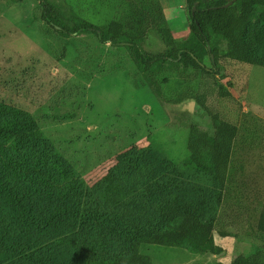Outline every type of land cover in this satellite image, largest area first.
I'll list each match as a JSON object with an SVG mask.
<instances>
[{
	"label": "rangeland",
	"instance_id": "obj_1",
	"mask_svg": "<svg viewBox=\"0 0 264 264\" xmlns=\"http://www.w3.org/2000/svg\"><path fill=\"white\" fill-rule=\"evenodd\" d=\"M68 1L81 14L94 12L92 0ZM160 1L167 20L179 18L168 23L174 37L186 40L191 26L186 0ZM100 16L105 20L112 14L101 11ZM143 47L154 55L166 53L153 31ZM232 52L233 46L223 40L222 74L216 83L233 100L220 98L216 86L207 103L213 113L239 127L228 185L213 213L215 240L225 252L201 255L186 246L142 245L140 252L151 256L154 264H229L238 253L251 255L253 247L261 245L255 237L264 212V69L241 63ZM205 63L211 67L208 58ZM163 76L177 80L170 93H190L181 104L160 97L124 46L103 44L92 33L66 37L51 30L46 35L39 0H0V103L28 113L49 146L36 153L65 165L57 172L60 186L54 192L15 187L14 199L22 202L16 213L34 212L29 215L33 221L14 219V214L5 219L0 226V264H27L25 255L35 251L48 253L60 264H84L88 258L121 252L120 243L101 229L74 224L75 239L56 246L64 233L57 231L60 227L47 229L41 215L56 212L63 202L100 205L106 214L142 221L154 214L158 204L174 199L169 193L174 171L180 175L174 178L178 188L197 192L191 200L219 197L213 177L197 170L187 151L192 129L213 133L212 116L193 98L200 78L192 71L174 77L166 70ZM169 162L175 163L173 168ZM0 178L1 188L4 178ZM207 204L214 208L210 200ZM220 230L230 236L221 238ZM98 237L110 238L105 251Z\"/></svg>",
	"mask_w": 264,
	"mask_h": 264
},
{
	"label": "trees",
	"instance_id": "obj_2",
	"mask_svg": "<svg viewBox=\"0 0 264 264\" xmlns=\"http://www.w3.org/2000/svg\"><path fill=\"white\" fill-rule=\"evenodd\" d=\"M39 1L46 35L51 30L66 37L92 33L103 44L110 43L117 48L124 46L146 80L157 86L160 97L167 103L181 104L190 93H170L177 80L164 77L166 70L172 71L174 77L188 71L199 76L197 94L193 98L204 112L212 116L213 133L192 129L187 151L189 162L197 170L209 172L213 177L219 194L215 200L208 196L191 200L195 189L178 188V180L174 178L180 175L174 171L169 189L174 199L158 204L154 214L142 221L106 214L100 205L80 207L63 202L56 212L47 211L44 217L41 215L47 229L60 227L57 231L67 235L62 238L60 234L56 246L63 247L75 239L71 230L74 224L82 229H101L121 245V252L88 258L84 264H154L151 256L140 252L142 245L167 248L186 246L194 254L221 255L225 251L215 240L217 230L213 213L220 208L222 194L228 185L239 127L213 113L207 103L216 86L220 98L233 100L230 92L216 83L222 74L220 60L223 57L220 51L223 40L233 46L232 58L264 69V0H237L228 8L224 6L232 0H186L191 26L190 35L184 41L174 37L160 0H92L95 8L89 14L79 13L70 7L68 0H64V4L55 0ZM65 6L69 9H65ZM194 7L196 10L193 11ZM101 11H108L112 16L102 20ZM151 31L165 45L166 53L154 55L144 49ZM206 58L210 60L211 67L206 65ZM39 149L49 150V146L34 119L21 109L0 103V177L4 178L0 188V226L6 224L5 219L10 218V214L23 222L24 218L28 222L33 221L29 215L34 212L29 215L22 211L16 213V208L22 206L21 200L14 199L16 186L32 187L48 193L60 186L57 172L65 165L57 158L48 160L38 155L36 151ZM174 165V162H169L171 168ZM72 190L74 194L77 192L75 186H72ZM207 200L211 201L213 209H210ZM218 234L224 239L230 236V233L222 230ZM98 238L101 249L105 251L110 238ZM255 239L261 245L253 247V254L238 253L229 264H264V212L256 226ZM50 257L46 252L35 251L25 255V260L27 264H60Z\"/></svg>",
	"mask_w": 264,
	"mask_h": 264
},
{
	"label": "crops",
	"instance_id": "obj_3",
	"mask_svg": "<svg viewBox=\"0 0 264 264\" xmlns=\"http://www.w3.org/2000/svg\"><path fill=\"white\" fill-rule=\"evenodd\" d=\"M161 2V1H160ZM163 6V5H162ZM186 6V2L183 4V5H181L180 7H181V9H184V7ZM163 8H165V7H163ZM165 10V9H164ZM179 20V18H172L171 20L169 19L168 20V23L169 24H171V23H173V22H176V21H178Z\"/></svg>",
	"mask_w": 264,
	"mask_h": 264
},
{
	"label": "water",
	"instance_id": "obj_4",
	"mask_svg": "<svg viewBox=\"0 0 264 264\" xmlns=\"http://www.w3.org/2000/svg\"><path fill=\"white\" fill-rule=\"evenodd\" d=\"M237 0H232L231 2H229L228 4H226L224 7L228 8L230 6H232ZM196 10V7L193 8V11ZM210 49V48H209Z\"/></svg>",
	"mask_w": 264,
	"mask_h": 264
}]
</instances>
